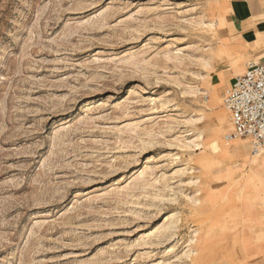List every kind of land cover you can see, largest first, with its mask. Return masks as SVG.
<instances>
[{
    "label": "rangeland",
    "instance_id": "obj_1",
    "mask_svg": "<svg viewBox=\"0 0 264 264\" xmlns=\"http://www.w3.org/2000/svg\"><path fill=\"white\" fill-rule=\"evenodd\" d=\"M217 1L0 0V264H238L264 153L223 141Z\"/></svg>",
    "mask_w": 264,
    "mask_h": 264
},
{
    "label": "crops",
    "instance_id": "obj_2",
    "mask_svg": "<svg viewBox=\"0 0 264 264\" xmlns=\"http://www.w3.org/2000/svg\"><path fill=\"white\" fill-rule=\"evenodd\" d=\"M212 13L217 36L221 42L219 50L221 55L216 64V72L213 74L217 79L214 86L217 90H224L230 86L233 78L243 74L249 63L264 66V0H218ZM228 128L227 133L232 131L230 126ZM243 142L248 144L247 140L240 139L228 143V145L233 143V155L249 148V145L247 148L244 147ZM263 153L264 151L261 155ZM262 160L264 164V158ZM251 195L247 196L250 200H252ZM238 200L240 208L237 209L233 223L225 222L230 227L221 223V226H224L221 231L224 233L219 234L218 238L220 240H222L220 237L227 238L222 241H226L227 251L234 252L233 254L237 256L238 264H264V239L260 248L255 244L257 235L264 232V217L255 223L253 216H247L240 224L243 210L240 197ZM223 214L220 212V220H223L225 216L228 217V213L225 216ZM224 219L227 221V218ZM212 230L215 231V229ZM229 232L232 233L229 234ZM233 233L241 236L240 250L236 249V246L234 248L231 246Z\"/></svg>",
    "mask_w": 264,
    "mask_h": 264
},
{
    "label": "built area",
    "instance_id": "obj_3",
    "mask_svg": "<svg viewBox=\"0 0 264 264\" xmlns=\"http://www.w3.org/2000/svg\"><path fill=\"white\" fill-rule=\"evenodd\" d=\"M221 104L232 131L223 141L247 140L254 156L264 151V66L249 63L243 74L233 78Z\"/></svg>",
    "mask_w": 264,
    "mask_h": 264
},
{
    "label": "bare ground",
    "instance_id": "obj_4",
    "mask_svg": "<svg viewBox=\"0 0 264 264\" xmlns=\"http://www.w3.org/2000/svg\"><path fill=\"white\" fill-rule=\"evenodd\" d=\"M212 146H215L213 152L218 153V152H219V146L216 145L215 143H213ZM256 162H257V161H255V162H253V163H256ZM121 263H124V260H121Z\"/></svg>",
    "mask_w": 264,
    "mask_h": 264
}]
</instances>
